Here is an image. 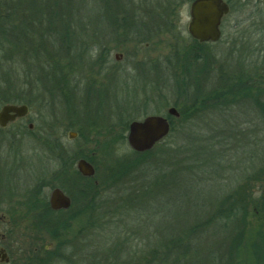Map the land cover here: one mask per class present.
I'll list each match as a JSON object with an SVG mask.
<instances>
[{"label": "rangeland", "instance_id": "obj_1", "mask_svg": "<svg viewBox=\"0 0 264 264\" xmlns=\"http://www.w3.org/2000/svg\"><path fill=\"white\" fill-rule=\"evenodd\" d=\"M6 1L14 6L21 0ZM55 1L58 21L61 22H54L51 30L61 25L66 27L68 23L74 25L75 30L69 36L76 39L74 43L79 42L77 48L66 50L71 56H65L67 61L77 63L75 68L86 71L91 81L98 78L97 75L93 77L92 68L100 66L101 49L112 51L110 63L119 64L121 71L126 73L132 69V76H120L116 86L108 91L110 96L104 94L99 98L88 91L83 98L76 99L77 103L82 102L78 106L83 107L77 117L86 128L95 120L99 124L106 122L104 115L116 111L125 118L118 120L122 125L127 121H142L157 111L167 114L173 107L179 113V118L173 117L172 120L176 126L181 119L180 112L192 106L193 93L201 99L208 92L211 95L216 91L228 93L226 99L219 100V104L225 103L224 107L215 108L216 111L214 108L201 109L198 105L197 110L200 108L201 112L193 116L191 127L187 126L185 133L189 135L184 139L187 148L183 151L174 153L169 148L170 151H158L157 145L144 156L132 151L127 143H118L114 152L105 151L95 157L94 161L103 162L102 168L97 163V179L102 175L111 189L106 190L108 194L103 199H98L101 214H88L85 219L88 226L92 224L94 228L87 231L91 241L88 254L95 255L97 246L105 257L104 264H264V200L258 209L253 208L247 220L244 241L233 256L228 255L227 247L231 244V235L227 237L222 230L215 229V224L202 229L206 233L199 235V238L205 235L206 238L211 232V239L201 238L196 242L194 235L188 240L182 236L187 228L203 221L201 215L198 221L195 220L201 213L197 201L201 202L209 194L211 197L226 195V186H229L228 194L244 188L246 182L255 200L264 198V179L259 184L250 182L264 176V10L245 9L244 6L231 10L223 20L221 40L197 46L187 30L191 20L190 5L194 0ZM114 18L118 25L111 21ZM80 21L88 23L80 25ZM110 22L113 24L109 25ZM77 24L86 27L90 33H78ZM137 24L139 30L135 27ZM152 24L162 26L152 28ZM3 47L4 44L0 43L1 99L7 95L2 88L5 81L2 69L14 74L25 68L19 64L21 54L16 43L10 50L6 47L9 55L4 53ZM117 53L123 55L121 61L114 59ZM11 76L14 84L17 74ZM196 78H199L198 90ZM19 79L24 80L23 75ZM158 80L160 83L156 85ZM18 85L21 96L27 92L28 98L33 99L28 119L37 126L40 115L34 103L40 104L39 97L44 95L57 96L50 90H58L52 89L50 80L45 77L35 81L32 91L31 88L24 89L22 83ZM191 85L196 88H189ZM56 88L60 89L59 86ZM152 90L157 91V95L164 93V99L159 100L156 95L152 97ZM9 93L15 96L17 90L13 88ZM44 107L47 118L49 108ZM67 113L68 117L72 115L70 107L66 110L63 102L56 116L63 122ZM67 132L60 128L62 141L75 156L80 139L68 141ZM171 133L163 140L166 145L175 140L176 134ZM33 139L32 135H26L22 142L15 143L24 153L23 170L28 182L34 176L43 175L49 165L45 156L33 151ZM0 140H3L0 146L6 147L5 144L10 143L6 135H0ZM36 150L41 151L40 148ZM5 153L0 147V187L4 186L3 181L9 175L4 164L11 157ZM88 153L91 156L92 152ZM115 165L117 172L125 176L119 181L112 178ZM77 186L78 183L72 182V193H77ZM212 209L211 204V212ZM104 210L114 212L115 216L105 220L102 217ZM96 224H101L98 225L99 231ZM223 241L224 245L221 244ZM184 244L191 246L186 259L181 254ZM257 247L261 248L260 258L256 256Z\"/></svg>", "mask_w": 264, "mask_h": 264}, {"label": "flooded vegetation", "instance_id": "obj_2", "mask_svg": "<svg viewBox=\"0 0 264 264\" xmlns=\"http://www.w3.org/2000/svg\"><path fill=\"white\" fill-rule=\"evenodd\" d=\"M243 2L245 9L264 10V0H243ZM137 35L142 37L140 34ZM102 47L105 46L102 45ZM111 54L112 51L101 49L100 66L92 68L95 72L93 77L97 75V80L91 81L90 75L84 70L69 69L65 95L39 97L40 104L34 103L40 115L36 122L37 126L34 121L28 119L32 104L5 101L0 98V111L7 105L18 107L25 105L29 109L26 116L17 117L4 128L0 126V135H6L7 140L10 141L5 144L6 147H0L4 148L11 157L4 164L9 175L3 181L4 186L0 187V264H104L105 257L97 246L95 255L88 254V243L91 241L88 239L87 231L89 228L90 230L94 228L92 224L88 226L85 219L88 214H101L98 212L102 210L101 207H97L98 199H103L108 194L106 190L111 188L103 181L102 175H100L102 179H97V163L98 167L102 168L103 162L90 161V159H95L99 153L117 150L121 129H125L124 141L129 146L130 125L136 121L130 123L128 121L121 125L118 120L125 118H121L119 111H116L108 113L107 116L104 115L106 122L99 124L95 120L86 128L77 117L83 107L78 106L82 102L77 103L76 99L83 98L88 91H92L96 96L99 95V98L100 95H108V91L111 92L112 87L116 86L120 76H132V69H128L125 73L121 71L119 64L110 63ZM122 58V54L114 55L116 61H121ZM19 64L22 65L21 61ZM155 82L158 85L160 80ZM152 86L156 87L154 84ZM152 92V97L156 95L155 98L159 100L165 97L164 93L159 96L157 91L152 90ZM63 102L66 110L70 107L72 115L68 117L67 113L66 118L61 122L56 114ZM85 103L84 106H86ZM44 106L49 108L47 118L44 116V109H46ZM116 108L115 106L114 109ZM168 112L161 114L157 111L153 115L146 116L145 119L152 116L166 118L172 129L173 117L169 116ZM142 121L137 120V122ZM125 124H128V127H125ZM61 127L64 131L68 130L66 136L68 141L80 139L78 140L79 148L76 151L78 154L75 156L70 154L69 148L62 141ZM26 135L33 136L35 143L32 145L33 151L45 156L49 163L47 171L43 175L34 176L31 182H28V176L24 175V153L15 145L16 142H22L21 139H25ZM20 137L22 138L19 139ZM2 141L0 140V145H3ZM162 142L163 140L157 145ZM37 148L41 151L36 150ZM88 152H92L91 156ZM81 160H85L94 168L93 177H86L79 171L78 164ZM72 182L78 183L77 193L71 191ZM55 191H60L68 200V208L54 207L52 195ZM93 201L96 202V208L91 207ZM98 225L101 224H96V230L99 228Z\"/></svg>", "mask_w": 264, "mask_h": 264}, {"label": "trees", "instance_id": "obj_3", "mask_svg": "<svg viewBox=\"0 0 264 264\" xmlns=\"http://www.w3.org/2000/svg\"><path fill=\"white\" fill-rule=\"evenodd\" d=\"M39 1V0H37ZM42 3H38L35 0H21L18 5H11L7 3L6 0H0V38L2 41L0 42L1 45L4 47L2 50L5 54H7V50L11 49L13 43H16V46L18 47V50L21 54V63L22 68H24L21 72L16 70L15 77L17 74V80L14 81L13 84V78L11 75H14L11 73L8 69L4 68L6 71L2 69L1 73L3 76V91L4 94L2 95L5 99V101H19L23 103H29L31 104L33 102V99H29L24 92V97L20 95L18 87V84L22 83L24 89H30L31 91L34 90V83L35 81H40L44 77L47 80H50L52 89L58 90L51 92H55V95L57 96H63L65 95V87L67 86V76H68V70L69 69H75V65L77 63H74L72 61H67L66 57H71L66 53V50L71 48H77L78 41L75 42L76 39L74 37H70L69 34L73 33V30H75L74 25H71L68 23V25L65 26H59L55 30H51L52 25L54 22H61L58 21L59 17V11L55 8H58L57 1L55 0H40ZM230 4L231 10H234L236 8H239L244 5L243 0H225ZM59 3V2H58ZM108 4V2H107ZM115 20H111L118 25V21L116 18ZM160 19V16H159ZM156 22V21H154ZM80 25H84L85 23H88V21H80L78 22ZM113 24L112 22L109 23V25ZM90 25V23H89ZM152 28H155L158 26L159 28L162 25H156L152 24ZM77 30H80V34L89 32L86 27L79 26L78 24L75 25ZM74 27V28H73ZM137 27L136 29H140V25H135ZM139 28V29H138ZM82 32V33H81ZM90 33V32H89ZM84 34V35H85ZM3 38H2V37ZM93 38V36L91 37ZM83 39H88V37H84ZM85 41V40H84ZM4 42V43H3ZM197 46H201L199 43L195 42ZM72 46V47H71ZM80 46L79 48H81ZM102 47V45H101ZM18 52V53H19ZM9 55V54H7ZM17 58V56H16ZM20 61V60H19ZM10 64V63H8ZM5 66L7 64L5 63ZM8 73V74H7ZM23 73V74H22ZM23 79H19V76H21ZM196 86L199 82V78H196ZM9 81V82H8ZM227 83V80H226ZM229 83V82H228ZM230 84V83H229ZM234 84V83H233ZM186 85V84H184ZM28 86V88H27ZM56 86H59L60 89H57ZM196 88L195 85H191L192 88ZM17 90V93L15 96L9 93V91L12 89ZM226 89L232 90L231 87H225ZM199 87L197 86V90ZM262 90V89H261ZM247 91V89H245ZM229 92V91H228ZM227 91H216L211 95V92L207 93L206 95H203V99L199 98V96L194 95V99L192 102V106L190 109L186 111V109L182 110L181 113V119H179L178 124L174 126L172 121V130L171 135L176 134L175 140L173 144L166 145L165 142H162L157 146V150H168V151H183L187 148V144L184 142V139L188 137L189 134H186V130H188V127H191V120L194 115L197 113H200V108L197 110L198 105L201 106V109H211L214 108V110H218L215 108H221L224 107V104H219V100L226 99ZM2 99V100H4ZM223 103V102H221ZM214 112V111H213ZM128 122V121H127ZM125 127H128V124L124 125ZM121 133L119 134V142L122 145L125 143V137L124 132L125 129H121ZM170 150H169V149ZM144 154V153H143ZM142 154V155H143ZM147 154H144V156ZM211 157L212 153H211ZM94 161V159H90V161ZM115 167L113 170L112 178L119 181L123 179L121 175V172H117V165L113 166ZM127 169L130 168L129 165L126 166ZM264 179V176L262 175V178L258 179H251L250 182L260 183ZM229 186H226V195L221 197H211V194H209L208 197L201 199L200 201H197V209L200 208L201 213L198 214V216L195 218L197 220L200 218V215L202 216V222L196 223L193 227L187 228L182 236L183 239L187 238V240L190 238V235L196 236V242L200 241V239H204L203 237L199 238V235L202 233H206L205 230L207 227H211V224H215V229H220L223 231V233H226V236L231 235V244H229L227 247L229 249V256L234 255V251L241 247L242 242L244 241L245 236V228L247 220L250 216V214L255 209H258L259 205H261V200L263 201L264 198H260L259 200H255L253 198V194L248 190L246 182L244 188H238L234 192L227 194V189ZM219 188V187H217ZM96 194L98 192H95ZM211 193V192H210ZM94 202V201H93ZM91 202V203H93ZM203 202V204H202ZM205 202V204H204ZM211 204H212V210L211 212ZM258 206V207H257ZM92 208H96V202L91 205ZM207 207V209H206ZM127 209V208H125ZM205 209V210H204ZM255 213V212H254ZM115 216V213H108V210H104L102 213V217H104L105 220H108L109 218H113ZM261 216V215H260ZM259 216V217H260ZM211 239V232L208 233L205 240ZM202 241V240H201ZM224 245V241L221 243ZM259 250L261 251V248L257 247L256 249V256L260 258ZM191 251L190 245H182L181 248V254L183 255V259H186V257L189 255ZM187 253V254H186ZM189 262V261H188Z\"/></svg>", "mask_w": 264, "mask_h": 264}, {"label": "water", "instance_id": "obj_4", "mask_svg": "<svg viewBox=\"0 0 264 264\" xmlns=\"http://www.w3.org/2000/svg\"><path fill=\"white\" fill-rule=\"evenodd\" d=\"M231 12L229 4L225 0H194L190 5V22L187 30L193 40L199 44H215L222 38V23ZM27 106L7 105L0 111V126L6 127L9 122L17 117L28 114ZM169 116L179 118L175 108L169 109ZM171 132V125L166 118L152 116L142 122H133L130 125L128 143L136 153L151 151L160 141L164 140ZM79 171L86 177L95 175L94 168L85 160L78 164ZM52 203L55 208H68L69 202L60 191L52 195Z\"/></svg>", "mask_w": 264, "mask_h": 264}]
</instances>
